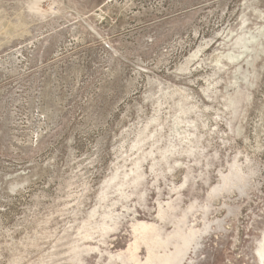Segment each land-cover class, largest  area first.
Segmentation results:
<instances>
[{
	"label": "rangeland",
	"instance_id": "obj_1",
	"mask_svg": "<svg viewBox=\"0 0 264 264\" xmlns=\"http://www.w3.org/2000/svg\"><path fill=\"white\" fill-rule=\"evenodd\" d=\"M150 257L264 264V0H0V264Z\"/></svg>",
	"mask_w": 264,
	"mask_h": 264
},
{
	"label": "bare ground",
	"instance_id": "obj_2",
	"mask_svg": "<svg viewBox=\"0 0 264 264\" xmlns=\"http://www.w3.org/2000/svg\"><path fill=\"white\" fill-rule=\"evenodd\" d=\"M139 224H140V226L138 225V228L135 229V233L138 234V235H136V237H135L136 241H135V243H134V245L132 247L133 251H137L139 249V240L140 239H142V241H145V238H143V235L146 232L147 228H146V226L144 224H142V223H139ZM169 261H170V258L167 257V259H166L164 264H168ZM148 262L150 264H153V260H152L151 257H150ZM171 263H172V261H171Z\"/></svg>",
	"mask_w": 264,
	"mask_h": 264
}]
</instances>
